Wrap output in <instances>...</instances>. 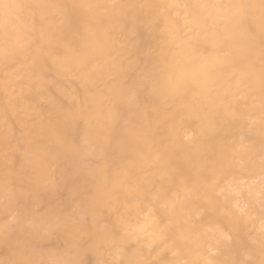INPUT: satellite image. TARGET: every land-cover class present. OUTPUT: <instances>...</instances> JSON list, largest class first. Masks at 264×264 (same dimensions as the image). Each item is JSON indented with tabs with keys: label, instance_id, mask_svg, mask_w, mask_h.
Here are the masks:
<instances>
[{
	"label": "clouds",
	"instance_id": "1",
	"mask_svg": "<svg viewBox=\"0 0 264 264\" xmlns=\"http://www.w3.org/2000/svg\"><path fill=\"white\" fill-rule=\"evenodd\" d=\"M0 264H264V0H0Z\"/></svg>",
	"mask_w": 264,
	"mask_h": 264
}]
</instances>
